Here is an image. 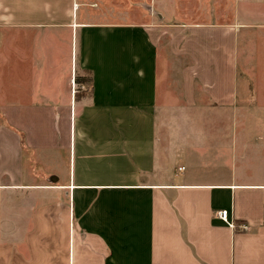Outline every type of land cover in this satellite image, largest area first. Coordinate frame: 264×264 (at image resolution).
<instances>
[{
	"label": "crops",
	"instance_id": "crops-1",
	"mask_svg": "<svg viewBox=\"0 0 264 264\" xmlns=\"http://www.w3.org/2000/svg\"><path fill=\"white\" fill-rule=\"evenodd\" d=\"M107 1L0 0V264H264V0Z\"/></svg>",
	"mask_w": 264,
	"mask_h": 264
},
{
	"label": "rangeland",
	"instance_id": "rangeland-1",
	"mask_svg": "<svg viewBox=\"0 0 264 264\" xmlns=\"http://www.w3.org/2000/svg\"><path fill=\"white\" fill-rule=\"evenodd\" d=\"M110 1L115 2V0H108L107 2H110ZM157 1L158 0H121V3L123 4L124 9L128 8V3H131V5L136 6V8L139 12H141V13L147 12L148 13V11H152L151 13H153V15H154V14L159 13V10L157 8ZM116 3L117 2H115V4Z\"/></svg>",
	"mask_w": 264,
	"mask_h": 264
},
{
	"label": "built area",
	"instance_id": "built-area-1",
	"mask_svg": "<svg viewBox=\"0 0 264 264\" xmlns=\"http://www.w3.org/2000/svg\"><path fill=\"white\" fill-rule=\"evenodd\" d=\"M184 168H179V171H182ZM217 217L218 219H220L221 221H223L224 223H226L227 225L231 226V227H235V223L234 221L230 218V214L228 211L226 210H222L219 211L217 213ZM243 229H247L246 226H243Z\"/></svg>",
	"mask_w": 264,
	"mask_h": 264
}]
</instances>
